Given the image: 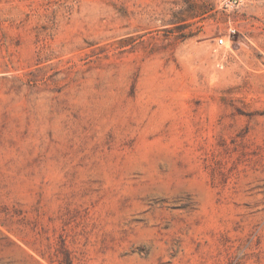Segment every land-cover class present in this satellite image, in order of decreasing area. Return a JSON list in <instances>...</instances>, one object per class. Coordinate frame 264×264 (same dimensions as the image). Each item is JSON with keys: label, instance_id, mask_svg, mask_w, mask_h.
Returning <instances> with one entry per match:
<instances>
[{"label": "rangeland", "instance_id": "1", "mask_svg": "<svg viewBox=\"0 0 264 264\" xmlns=\"http://www.w3.org/2000/svg\"><path fill=\"white\" fill-rule=\"evenodd\" d=\"M0 264H264V0H0Z\"/></svg>", "mask_w": 264, "mask_h": 264}, {"label": "built area", "instance_id": "2", "mask_svg": "<svg viewBox=\"0 0 264 264\" xmlns=\"http://www.w3.org/2000/svg\"><path fill=\"white\" fill-rule=\"evenodd\" d=\"M222 41H223V39H222V38H220V43H222Z\"/></svg>", "mask_w": 264, "mask_h": 264}]
</instances>
